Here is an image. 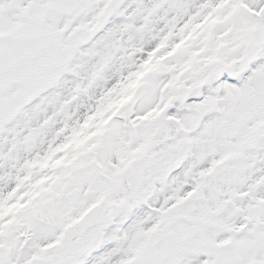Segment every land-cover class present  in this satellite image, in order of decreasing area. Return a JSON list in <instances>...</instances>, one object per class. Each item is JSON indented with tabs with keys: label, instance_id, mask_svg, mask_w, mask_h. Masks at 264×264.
Wrapping results in <instances>:
<instances>
[{
	"label": "snow or ice",
	"instance_id": "1",
	"mask_svg": "<svg viewBox=\"0 0 264 264\" xmlns=\"http://www.w3.org/2000/svg\"><path fill=\"white\" fill-rule=\"evenodd\" d=\"M0 264H264V0H0Z\"/></svg>",
	"mask_w": 264,
	"mask_h": 264
}]
</instances>
